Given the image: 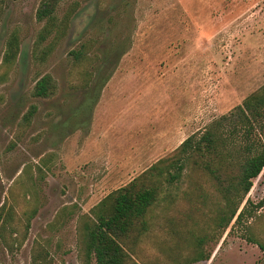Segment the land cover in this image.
<instances>
[{
	"label": "rangeland",
	"instance_id": "obj_1",
	"mask_svg": "<svg viewBox=\"0 0 264 264\" xmlns=\"http://www.w3.org/2000/svg\"><path fill=\"white\" fill-rule=\"evenodd\" d=\"M41 1L0 0V264H94L83 226L100 201L264 86V0H59L37 43ZM45 75L52 91L34 97ZM249 122L236 139L264 143V112ZM224 155L211 168L231 178ZM191 161L157 178L144 229L120 242L127 261L264 264L246 241L264 245V166L239 206L251 217L221 231L217 182Z\"/></svg>",
	"mask_w": 264,
	"mask_h": 264
},
{
	"label": "trees",
	"instance_id": "obj_2",
	"mask_svg": "<svg viewBox=\"0 0 264 264\" xmlns=\"http://www.w3.org/2000/svg\"><path fill=\"white\" fill-rule=\"evenodd\" d=\"M58 1L42 0L37 8L36 19L45 20L44 26L38 33L37 43L43 41L45 35L53 30L52 26L55 24L52 12ZM80 55L79 51L71 52L73 60L79 59ZM51 91L50 77L45 75L35 82L32 95L37 98H46ZM263 112L264 86L245 97L233 112L220 116L198 137L191 135L184 139L173 151L172 156L158 160L128 184L107 195L100 201L99 209L94 212V220L83 226L86 257L88 259L91 257L94 264H135L127 261L120 242L134 229H144L145 215L158 200L161 190L157 178L163 177L165 187L172 185L179 181L182 170L191 160L194 165L207 171L217 182L216 189L221 195L222 207L216 218V228L224 231L233 219V226H236L245 218L251 217V209H248L245 204L240 209L239 206L251 187V180L264 166V143L252 141L247 143V131H252L250 118L252 122H256L262 119ZM243 121L248 127L243 135L246 140L240 143L235 136L239 134L236 126ZM227 122L231 123L230 130L223 131L222 128ZM226 133L230 137H235L228 142ZM226 149L234 152L237 163V175L231 178H221L216 171L219 168H211L215 161H221L228 156H222L223 150ZM261 205L262 201H259L251 208L256 209ZM246 241L264 252L263 244L249 237H246ZM199 242L201 243L202 239ZM206 258L208 255L197 249L191 260Z\"/></svg>",
	"mask_w": 264,
	"mask_h": 264
}]
</instances>
